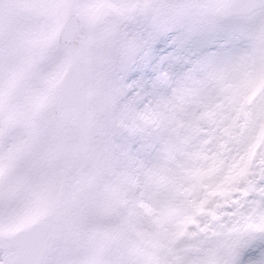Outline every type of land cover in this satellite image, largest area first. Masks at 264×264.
<instances>
[{
  "label": "snow or ice",
  "instance_id": "6c2138e0",
  "mask_svg": "<svg viewBox=\"0 0 264 264\" xmlns=\"http://www.w3.org/2000/svg\"><path fill=\"white\" fill-rule=\"evenodd\" d=\"M0 264H264V0H0Z\"/></svg>",
  "mask_w": 264,
  "mask_h": 264
}]
</instances>
